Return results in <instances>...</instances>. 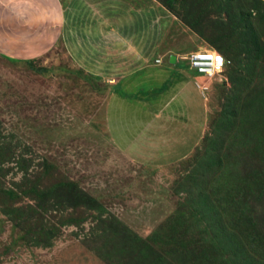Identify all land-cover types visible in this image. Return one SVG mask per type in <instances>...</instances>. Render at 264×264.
Masks as SVG:
<instances>
[{
	"label": "rangeland",
	"instance_id": "1",
	"mask_svg": "<svg viewBox=\"0 0 264 264\" xmlns=\"http://www.w3.org/2000/svg\"><path fill=\"white\" fill-rule=\"evenodd\" d=\"M156 1L159 53L227 61L200 82L204 139L177 163H133L107 140L106 87L64 40L19 55L31 65L0 53V264H264V53L240 23L264 46V5Z\"/></svg>",
	"mask_w": 264,
	"mask_h": 264
},
{
	"label": "crops",
	"instance_id": "2",
	"mask_svg": "<svg viewBox=\"0 0 264 264\" xmlns=\"http://www.w3.org/2000/svg\"><path fill=\"white\" fill-rule=\"evenodd\" d=\"M158 6L156 0H0V53L32 60L19 55L41 56L64 40L72 68L106 87L103 123L111 146L133 163L174 164L204 139L209 110L195 85L202 78L183 60L189 52H158Z\"/></svg>",
	"mask_w": 264,
	"mask_h": 264
},
{
	"label": "built area",
	"instance_id": "3",
	"mask_svg": "<svg viewBox=\"0 0 264 264\" xmlns=\"http://www.w3.org/2000/svg\"><path fill=\"white\" fill-rule=\"evenodd\" d=\"M183 60L187 62L189 68L195 72L197 77L209 81L219 76L227 65L225 58L213 49H198L189 52ZM195 85L203 92L207 90L199 81H195Z\"/></svg>",
	"mask_w": 264,
	"mask_h": 264
},
{
	"label": "trees",
	"instance_id": "4",
	"mask_svg": "<svg viewBox=\"0 0 264 264\" xmlns=\"http://www.w3.org/2000/svg\"><path fill=\"white\" fill-rule=\"evenodd\" d=\"M254 1H256L257 3H260V4H262V5H264V0H254ZM258 17L259 18H264V13L263 14H261L260 12L258 13ZM241 17H242V20H240V23H243V24H245V26H247L246 28L248 29V30H250L251 31V34H250V36H251V40H250V42L253 44V46H252V50L254 51V53L256 54V59L255 60H257V59H259L261 56H262V54L264 53V46L259 42V40L256 38V34L253 32V30H251L250 28H249V18H247V16H245V18H244V16L243 15H241ZM243 33V32H242ZM243 35H246V33H243ZM248 42V41H247ZM247 47H248V43H247ZM216 51V50H215ZM219 53V52H218ZM220 54V53H219ZM1 56H3L4 58H6V59H8V60H10L11 62H16V63H24V64H27V65H31L32 64V60H18V59H13V58H9V57H7V56H5V55H1ZM39 72V71H38ZM41 72V71H40ZM45 237V240H48V238L49 237H47V236H44ZM35 243H36V241H35ZM157 244V243H156ZM39 245V244H38Z\"/></svg>",
	"mask_w": 264,
	"mask_h": 264
}]
</instances>
